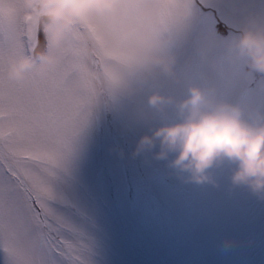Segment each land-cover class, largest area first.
I'll list each match as a JSON object with an SVG mask.
<instances>
[{
    "label": "rangeland",
    "instance_id": "374dc122",
    "mask_svg": "<svg viewBox=\"0 0 264 264\" xmlns=\"http://www.w3.org/2000/svg\"><path fill=\"white\" fill-rule=\"evenodd\" d=\"M184 4L189 15L176 23L172 9ZM20 8L37 33V24L23 14L22 0ZM213 8L229 33L219 28ZM253 11H264V0H120L118 10L143 32L152 33L154 24L163 22L157 34L175 57L177 95H186L190 84L213 87L220 99L238 104L245 117L264 116V81L243 62L230 61L225 49L240 17ZM83 28L81 52L93 84L94 113L76 138L55 187L66 201L62 211L86 244L84 264H264V199L232 186L227 162L211 170L215 184H198L180 180L164 161L130 155L134 137L120 128L123 109L105 106L94 87L89 37L93 46L103 48L104 41L94 35L100 27L94 22ZM205 40L211 44L207 51ZM36 45L34 37L27 51L7 58V78L23 80L50 68L34 67L22 79L7 75L8 60ZM154 195L155 211L148 204ZM3 258L0 251V264Z\"/></svg>",
    "mask_w": 264,
    "mask_h": 264
},
{
    "label": "clouds",
    "instance_id": "9594fccd",
    "mask_svg": "<svg viewBox=\"0 0 264 264\" xmlns=\"http://www.w3.org/2000/svg\"><path fill=\"white\" fill-rule=\"evenodd\" d=\"M119 5L120 0H22L23 14L39 26L46 43L11 57L7 75L22 79L34 67L47 70L77 26L105 21L110 31L98 28L94 34L104 47L93 46L89 37L92 78L102 103L123 109L120 128L134 137L130 155L164 161L180 180L198 184H215L211 170L227 162L230 184L264 199V116L245 117L238 104L220 99L213 87L190 84L186 95H177L175 57L157 34L165 25L157 21L152 33L143 32L121 18ZM172 15L183 23L187 5L172 9ZM210 46L205 40L204 50ZM225 55L264 78V11L240 17Z\"/></svg>",
    "mask_w": 264,
    "mask_h": 264
},
{
    "label": "snow or ice",
    "instance_id": "6c2138e0",
    "mask_svg": "<svg viewBox=\"0 0 264 264\" xmlns=\"http://www.w3.org/2000/svg\"><path fill=\"white\" fill-rule=\"evenodd\" d=\"M100 28H108L98 21ZM83 26L47 71L5 75L7 58L38 37L20 0H0V251L3 264H84L82 234L55 184L93 111V84L81 52Z\"/></svg>",
    "mask_w": 264,
    "mask_h": 264
},
{
    "label": "trees",
    "instance_id": "16d2710c",
    "mask_svg": "<svg viewBox=\"0 0 264 264\" xmlns=\"http://www.w3.org/2000/svg\"><path fill=\"white\" fill-rule=\"evenodd\" d=\"M39 42H40V45H41V47H42L43 44H44V42H43V38H42V37L40 38V41H39Z\"/></svg>",
    "mask_w": 264,
    "mask_h": 264
}]
</instances>
